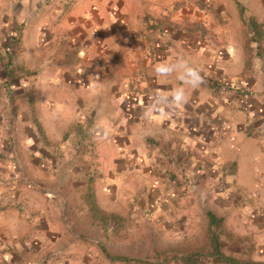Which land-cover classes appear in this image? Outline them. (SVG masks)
Here are the masks:
<instances>
[{"label":"crops","instance_id":"obj_1","mask_svg":"<svg viewBox=\"0 0 264 264\" xmlns=\"http://www.w3.org/2000/svg\"><path fill=\"white\" fill-rule=\"evenodd\" d=\"M192 251L264 262V0H0V264Z\"/></svg>","mask_w":264,"mask_h":264},{"label":"rangeland","instance_id":"obj_2","mask_svg":"<svg viewBox=\"0 0 264 264\" xmlns=\"http://www.w3.org/2000/svg\"><path fill=\"white\" fill-rule=\"evenodd\" d=\"M192 239H195V238L193 237ZM149 251H151V249H149ZM194 252L195 251H192L193 254H194ZM150 256H147V257H150ZM174 259L175 258H172V260H174ZM189 259H190V264H213L214 263V259L211 258V255L205 254V253L204 254H201V253L197 254V253H195L192 257L190 256ZM160 264H166V263L161 262Z\"/></svg>","mask_w":264,"mask_h":264},{"label":"trees","instance_id":"obj_3","mask_svg":"<svg viewBox=\"0 0 264 264\" xmlns=\"http://www.w3.org/2000/svg\"><path fill=\"white\" fill-rule=\"evenodd\" d=\"M210 216H211V214H210ZM215 249L216 248L214 247V250ZM214 254H217V257L220 258V259H223V260L229 259V260H231V258H227V256H224L223 254H220V253H217V252H215ZM231 261L234 262V259H232ZM246 264H264V262H260V261H250V262H247Z\"/></svg>","mask_w":264,"mask_h":264}]
</instances>
